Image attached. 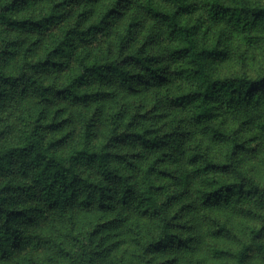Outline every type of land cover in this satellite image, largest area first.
<instances>
[{"label": "trees", "instance_id": "trees-1", "mask_svg": "<svg viewBox=\"0 0 264 264\" xmlns=\"http://www.w3.org/2000/svg\"><path fill=\"white\" fill-rule=\"evenodd\" d=\"M11 87L0 264H264V0H0Z\"/></svg>", "mask_w": 264, "mask_h": 264}, {"label": "rangeland", "instance_id": "rangeland-1", "mask_svg": "<svg viewBox=\"0 0 264 264\" xmlns=\"http://www.w3.org/2000/svg\"><path fill=\"white\" fill-rule=\"evenodd\" d=\"M8 94V99L6 100L0 115L3 122L7 125L5 135L7 136V139H10L17 136L20 124L19 119L27 114L29 110L28 105L31 104V101L29 102L28 98H25L16 87H11ZM258 177L260 181L264 183V178L260 176ZM247 222L249 224L251 223V225H258L260 223L258 219L251 220V222L247 220ZM255 264H261V262L257 261Z\"/></svg>", "mask_w": 264, "mask_h": 264}]
</instances>
